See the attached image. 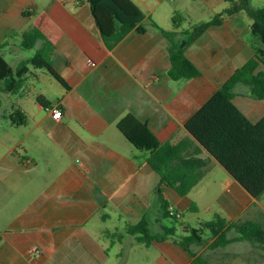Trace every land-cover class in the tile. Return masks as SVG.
Listing matches in <instances>:
<instances>
[{
    "label": "crops",
    "instance_id": "1",
    "mask_svg": "<svg viewBox=\"0 0 264 264\" xmlns=\"http://www.w3.org/2000/svg\"><path fill=\"white\" fill-rule=\"evenodd\" d=\"M131 1L145 15L146 31L130 32L109 49L87 3L0 0L1 54L20 55L21 35L37 28L54 46V68L69 86L55 101L39 95L59 106L60 120L36 103L38 115L12 123L0 137V264L192 263L174 239L147 246L128 232L146 218L151 235H160L173 221L164 217L157 196L160 177L149 166L148 153L137 150L118 124L132 115L161 143L185 138L188 120L264 45L252 36L243 15L228 18L186 51L200 76L174 81L168 75L171 43L161 31L176 33L178 42L192 26L207 21L182 29L169 10L170 24H162L157 13L173 0ZM202 1L214 16L215 8L226 3ZM235 94V106L252 123L264 117V101H255L247 86H237ZM200 157L207 158V152ZM162 196L182 214L193 207L199 213L205 202L217 204L220 212L214 216L229 223L242 219L264 225V201L247 193L215 160L197 173L186 198L170 188ZM180 220L176 239L193 229ZM229 238L238 236L231 231ZM213 241L194 251L233 254L228 250L244 242L209 251ZM250 246L258 258L253 250L259 248ZM32 247L41 250L40 258L30 257ZM233 255L230 264H253Z\"/></svg>",
    "mask_w": 264,
    "mask_h": 264
},
{
    "label": "trees",
    "instance_id": "2",
    "mask_svg": "<svg viewBox=\"0 0 264 264\" xmlns=\"http://www.w3.org/2000/svg\"><path fill=\"white\" fill-rule=\"evenodd\" d=\"M227 3L221 13L207 22L196 24L184 33V38L175 40L176 33L161 31L171 43V68L169 77L174 81L190 80L200 76L199 70L186 56L192 46L209 28L221 25L226 19L245 14L251 21V34L264 45V7L254 8L251 0H224ZM87 3L109 49H113L130 32L144 34L143 12L131 0H78ZM181 17H174L178 25ZM22 50H35V56L22 61L13 68L0 51V89L7 94H17L25 88L31 67L45 70L62 87L69 89L67 82L55 70L53 64L54 46L37 29L31 28L21 35ZM255 56L238 69L207 103L186 123L188 135L179 141L161 143L147 124L128 115L118 124L119 131L139 151L148 153V164L160 177L157 196L162 204L165 218L173 225L163 228V234L151 235L149 222L143 218L128 232L137 235L136 241L150 245L152 242L174 241L193 259L191 264H214L210 253L198 255L194 249L206 243L204 234L209 232L214 238L209 251L225 248L236 241H246L254 247L264 249V228L255 222L239 219L229 223L220 214L211 222H201L200 228L189 229L187 234L176 237L180 219L172 218L163 191L170 188L180 198H186L197 184V173L206 168L211 160L221 165L253 198L264 196V117L252 123L234 104L235 90L245 85L250 96L264 101V49L255 48ZM37 104L44 109L52 103L39 96ZM207 152V158H201ZM198 212L197 207L191 209ZM234 232L238 238H229ZM231 260L236 258L224 255ZM232 257V258H231Z\"/></svg>",
    "mask_w": 264,
    "mask_h": 264
},
{
    "label": "rangeland",
    "instance_id": "3",
    "mask_svg": "<svg viewBox=\"0 0 264 264\" xmlns=\"http://www.w3.org/2000/svg\"><path fill=\"white\" fill-rule=\"evenodd\" d=\"M151 4H153L151 2ZM251 4L254 8H263L264 0H251ZM227 3L218 5L215 8L217 14L221 13L225 8H227ZM172 10L173 18L181 17L180 26L182 29H189L190 24L193 22H199V20L209 21L214 16L212 8L206 6L202 0H173L172 2L167 1L158 11L157 20L162 24L165 21L170 24V19H167V12ZM245 21L251 23L249 18L245 15ZM20 41L15 40L14 46L19 47ZM14 51H18L17 48H13ZM35 56V50H21L20 55H9L4 54L5 60L14 68L18 65L21 58H32ZM62 86L54 80L45 70H35L31 67V73L27 76L25 88L22 89L17 94H7L0 89V137L7 135L6 132H10L12 123H16L20 120L31 119L33 114L38 112L34 108L36 105V100L41 93L45 94L49 100L55 101L59 92L62 91ZM258 101V100H255ZM258 103V102H257ZM21 106V108L18 106ZM11 134V133H10ZM9 134V135H10ZM209 181V180H208ZM206 182L207 184L209 182ZM204 183H202L203 185ZM202 187V186H201ZM264 201V196L261 198ZM202 202V201H201ZM220 212L217 204L207 205L205 202L202 203L200 207V212L185 211L182 216L183 221L186 225L192 227L193 229L200 228L201 222H211L214 219V214ZM259 224V223H257ZM260 226L264 228V225L260 223ZM206 243L199 247L203 249L206 244L210 241L211 235L209 232L204 234ZM251 244L244 241L240 244L232 246L228 250L233 254H241L242 258L245 260H250L253 264H264V251L259 248V250H253V252L259 253V257L252 255L250 250ZM258 248V247H257ZM207 251V249H206ZM229 254L231 256H235ZM212 257V262L214 264H230L231 259L225 258L224 254L210 253ZM232 258V257H231ZM233 262V261H232Z\"/></svg>",
    "mask_w": 264,
    "mask_h": 264
},
{
    "label": "built area",
    "instance_id": "4",
    "mask_svg": "<svg viewBox=\"0 0 264 264\" xmlns=\"http://www.w3.org/2000/svg\"><path fill=\"white\" fill-rule=\"evenodd\" d=\"M136 1H154V0H136ZM92 66H95V64H91ZM49 113H51V116L54 120H60L62 117V111L59 108L58 105H53L52 107L46 109ZM170 217L176 218V219H182L183 214L181 212L175 211L174 208L170 207L169 209ZM29 255L32 258H40L42 255L41 250L38 247H32L29 250Z\"/></svg>",
    "mask_w": 264,
    "mask_h": 264
}]
</instances>
